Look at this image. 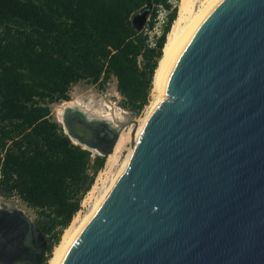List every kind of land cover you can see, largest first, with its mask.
<instances>
[{
	"label": "water",
	"instance_id": "obj_1",
	"mask_svg": "<svg viewBox=\"0 0 264 264\" xmlns=\"http://www.w3.org/2000/svg\"><path fill=\"white\" fill-rule=\"evenodd\" d=\"M150 9L132 16L137 31ZM160 92L167 101L59 264H264V0H220ZM61 116L74 144L105 157L130 125L82 108ZM46 251L32 219L3 205L0 264H43Z\"/></svg>",
	"mask_w": 264,
	"mask_h": 264
},
{
	"label": "trees",
	"instance_id": "obj_2",
	"mask_svg": "<svg viewBox=\"0 0 264 264\" xmlns=\"http://www.w3.org/2000/svg\"><path fill=\"white\" fill-rule=\"evenodd\" d=\"M145 0H0V190L45 216L43 264L81 207L92 183V159L52 119L50 105L68 101L81 80L115 77L138 115L149 103L153 79L177 18L170 0H151L141 32L132 23ZM166 21L154 45L160 9ZM93 162V165L91 163Z\"/></svg>",
	"mask_w": 264,
	"mask_h": 264
},
{
	"label": "rangeland",
	"instance_id": "obj_3",
	"mask_svg": "<svg viewBox=\"0 0 264 264\" xmlns=\"http://www.w3.org/2000/svg\"><path fill=\"white\" fill-rule=\"evenodd\" d=\"M196 1L197 0H195L194 7H195V11H198V10H200V8H202L201 4L203 3L204 0H202V2H198V3ZM145 2H146L145 5L142 6L140 9H138L135 13L140 12L141 9H143L144 7L147 6V0H145ZM170 2L172 4H174L173 6H177V9L179 10V5H180L181 0H170ZM151 11H152V9H150V12ZM160 11H161V13H160ZM164 11H165L164 17H162ZM150 12H149V14H150ZM159 13H160V15H159ZM166 15H167V11L164 9H160L158 14H157V18L155 20L154 29L148 31V34L150 37L149 41H150L151 45L154 44V40H155L156 36L160 35L161 30H162V26L164 25V22L166 21ZM177 15H178V12H177ZM148 19H149V16H148ZM69 96L70 97H69L68 101H57V102L50 105L52 119L61 126V128L63 129L62 130L63 132H64V128H63V125L59 121L60 118L58 115H60V112H61L63 106L67 102H78L82 105V108H84L87 111V113L90 115V117L109 118L110 120H113L114 122H117L120 120L122 122L130 123V125L128 127L121 129V131L119 132V137L123 132H125L126 134L128 132H130V126L132 124H137V121L139 122L144 117H146V115H147L148 111L150 110L153 102H155V100H156V97H155L156 93H154V89L152 88L151 93H150L149 103L145 106V108L142 110L141 113L136 115L134 113L132 107L127 102V100L118 91L117 80L115 77L109 78L106 82H104L103 80H100L98 83H92L91 81L81 80L80 82L75 83L70 87ZM128 134L130 135V133H128ZM116 144H115V146H116ZM115 146H114V148H115ZM81 147L83 149H85L83 146H81ZM131 147H132V142H131V140H128L125 143V145H123V147L120 148L121 150L119 152L118 158L117 157L115 158L117 160V167L113 171H112V167L108 165V162H109L110 154L113 153L114 149L108 156H106L105 164L102 168L96 170L94 168V166H91V168L89 169V174L91 175V177L94 180H93V183H92L90 189L84 193L82 200H81V207H80L79 211L76 213V215L74 216L73 220L77 216L83 217L85 215V213H87L93 207V205L95 203V195H98L97 191H96L97 192L96 194H94V195L92 194V192L94 191V188L96 186H98L99 188H102L106 185L105 180L107 181L111 171H112V173H115L120 168V166L125 161L126 157L129 155ZM85 150H88V149H85ZM90 152L92 154L93 160L96 156H101L96 151H90ZM101 157H105V156H101ZM106 164L108 165V168L111 167L110 171L107 173L108 175L104 174V175L100 176V173L105 171ZM91 165H93V162L91 163ZM104 176H106V177H104ZM1 205H5V206H7L13 210H22L24 213H26L32 219V221L36 227L40 228V223L43 220H45V216L42 214L41 211L29 207L16 193H14L12 195V197H10V198H6L5 196H1V194H0V207H2ZM73 220H72V222H73ZM41 231H42V229H41ZM43 235H44V233H43ZM45 239H46V237H45ZM46 242H47V246H48V240L47 239H46ZM53 252H54V250H53ZM52 255H53V253H52ZM50 258H49V260H50ZM49 260H48L47 264L49 263Z\"/></svg>",
	"mask_w": 264,
	"mask_h": 264
},
{
	"label": "bare ground",
	"instance_id": "obj_4",
	"mask_svg": "<svg viewBox=\"0 0 264 264\" xmlns=\"http://www.w3.org/2000/svg\"><path fill=\"white\" fill-rule=\"evenodd\" d=\"M220 0H204L201 4L202 8L200 10L195 11V0H181L178 10V15L176 20L174 21V24L171 28L170 33L168 34L167 41L163 50V56L159 62L158 68L156 69L154 80H153V89L154 93H156V100L153 102L150 110L148 111L146 117H144L139 122L137 121V124H132L130 126V135L125 132H123L119 139L117 140V144L114 148V151L112 154H110L108 165L112 167V171L115 170L117 167V160L118 158L120 148L125 145V143L128 140H131L132 147L130 149L129 155L126 157L123 164L120 166V168L115 173H110L109 178L107 179L106 185L102 188H99L96 186L94 188V191L92 194H96L98 192V195H95V203L93 207L85 213V215L82 217L77 216L71 225L64 231L60 242L55 247L52 257L49 260L48 264H59L65 253L68 251L69 247L75 240L78 233L82 230V228L90 221V219L94 216L96 211L98 210L101 203L104 201L106 196L110 193L112 188L115 186L116 182L120 178V176L123 174V172L126 170L128 163L130 161L131 155L133 153L134 147L143 132L144 128L148 124V122L151 120V118L154 116V114L164 105V103L167 101L168 97L166 95L161 94L160 92V82L163 76V73L165 71L166 66L168 65L171 58L174 56V54L177 52L178 48L183 44V42L188 38V36L192 33V31L196 28V26L200 23V21L212 10V8L219 2ZM198 2H202V0H197ZM87 106V105H86ZM82 108V105L78 102H67L62 110L66 108ZM84 109V108H82ZM62 110L60 112L59 121L63 125L62 121ZM85 110V109H84ZM93 110V109H92ZM94 111V110H93ZM97 118V117H94ZM97 119H101L104 121H107L110 123V126L112 128L118 127V122H114L113 120H110L109 118H102L99 117ZM64 128V126H63ZM110 167V168H111ZM97 191V192H96ZM93 197V196H92ZM1 208V207H0Z\"/></svg>",
	"mask_w": 264,
	"mask_h": 264
},
{
	"label": "built area",
	"instance_id": "obj_5",
	"mask_svg": "<svg viewBox=\"0 0 264 264\" xmlns=\"http://www.w3.org/2000/svg\"><path fill=\"white\" fill-rule=\"evenodd\" d=\"M162 9V8H161ZM160 13H161V11H160ZM160 13H159V15H160ZM164 13H165V11L163 12V15H162V17H164ZM154 45V44H153ZM110 171V168H108V165L106 164V166H105V171H103V172H101L100 173V176H102V175H104V174H107L108 172ZM108 175V174H107ZM106 175V176H107ZM99 176V177H100ZM106 176H104V177H106Z\"/></svg>",
	"mask_w": 264,
	"mask_h": 264
},
{
	"label": "flooded vegetation",
	"instance_id": "obj_6",
	"mask_svg": "<svg viewBox=\"0 0 264 264\" xmlns=\"http://www.w3.org/2000/svg\"><path fill=\"white\" fill-rule=\"evenodd\" d=\"M2 196V195H1ZM6 198H8V197H6ZM1 206H3V205H1Z\"/></svg>",
	"mask_w": 264,
	"mask_h": 264
}]
</instances>
